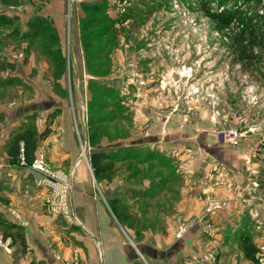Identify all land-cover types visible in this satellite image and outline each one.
<instances>
[{
    "label": "rangeland",
    "instance_id": "374dc122",
    "mask_svg": "<svg viewBox=\"0 0 264 264\" xmlns=\"http://www.w3.org/2000/svg\"><path fill=\"white\" fill-rule=\"evenodd\" d=\"M201 1L0 0V16L10 19L9 24L0 23V60L11 64L0 71V78L16 79V85L0 88V106L11 98L33 97L32 85L41 95L82 97L79 153L84 143L86 155L81 158L96 182L104 180L103 189L113 176L122 185L124 176L166 184L171 175H183L179 158L201 157L197 148L171 150L164 142H198L203 135L198 137L194 129L204 116L211 123L212 141L235 148L253 138L258 143L254 157L264 163V80L252 79L233 64L231 32L215 28L200 10ZM208 1L215 9L216 0ZM234 2L246 8L242 0ZM36 17L46 21L47 29L33 40L22 38ZM247 108L254 111L253 125H244L240 115ZM169 126L179 134L170 136ZM230 130L235 137L228 135ZM100 151L111 155L106 177H96L90 163L91 154ZM257 176L249 190L264 189V166ZM129 186L127 181V189L136 190ZM116 216L130 219L127 213ZM149 216L151 221L156 218ZM145 217L135 214L130 222L138 226ZM177 218L178 234L184 223ZM251 233H260L261 240L251 255L244 254L250 264H259L256 254L264 232ZM246 244H251L248 238Z\"/></svg>",
    "mask_w": 264,
    "mask_h": 264
},
{
    "label": "crops",
    "instance_id": "0c3cea01",
    "mask_svg": "<svg viewBox=\"0 0 264 264\" xmlns=\"http://www.w3.org/2000/svg\"><path fill=\"white\" fill-rule=\"evenodd\" d=\"M32 93L0 106V215L21 227L25 245L0 235V264H250L244 241L258 244L260 233L251 232H264V189L249 190L264 166L254 157L253 138L235 148L219 145L204 116L194 129L203 135L198 142H164L171 150L197 148L201 157L179 158L183 175H171L166 184L124 176L122 185L113 176L103 189L104 180L96 182L79 153L83 98L41 95L35 85ZM252 110L241 109L244 125L255 124ZM24 123L36 133L35 159L42 155L50 173L7 155L6 142ZM169 130L170 136L179 134L175 126ZM127 181L129 187L137 184L135 191ZM50 201L62 210L52 211ZM217 203L211 215L205 213ZM135 214L146 215L138 226L130 222ZM178 216L184 223L179 235ZM235 231L239 236L230 237Z\"/></svg>",
    "mask_w": 264,
    "mask_h": 264
},
{
    "label": "trees",
    "instance_id": "16d2710c",
    "mask_svg": "<svg viewBox=\"0 0 264 264\" xmlns=\"http://www.w3.org/2000/svg\"><path fill=\"white\" fill-rule=\"evenodd\" d=\"M14 2L15 0H3ZM236 0L215 1L216 8L208 5L209 1L199 2L200 10L215 25L217 30H228L230 43L228 45L233 64L240 67V71L254 80H264V0H242L246 6L244 10L236 6ZM213 2V1H211ZM232 5L228 7V3ZM0 23L9 24L10 19L0 16ZM30 30L21 35L22 38L33 40L40 31L47 29L46 21L36 17L29 23ZM11 68V64L0 60V71ZM16 85L14 77L0 78V88L6 89ZM6 153L12 161L23 158L25 166L32 165L35 160L36 133L31 124H21L10 136L5 145ZM111 155L105 152H93L90 163L96 177L108 176L111 171L108 160ZM0 235L4 240L9 238L12 242H21L24 248L21 227L7 221L0 215ZM251 245L243 250L251 255ZM133 264H141L135 261Z\"/></svg>",
    "mask_w": 264,
    "mask_h": 264
},
{
    "label": "built area",
    "instance_id": "2783aa9c",
    "mask_svg": "<svg viewBox=\"0 0 264 264\" xmlns=\"http://www.w3.org/2000/svg\"><path fill=\"white\" fill-rule=\"evenodd\" d=\"M228 135L229 136H232V137H235L236 136V132L233 131V130H230L228 131ZM86 146H87V143H86ZM86 147H85V144L82 143L81 145V156L85 157L86 155ZM262 154H263V158H264V149L262 150ZM20 163L24 164L23 162V158L20 157ZM31 167L39 170V171H43L45 173H50L48 168L45 166V163H44V160H43V157L42 155H39L32 163ZM257 186L256 183H253ZM49 206H50V209L53 211H56V212H59L61 209V207L59 206V203L55 202V201H50L49 202ZM220 207V205H212V206H209L206 208L205 210V213L208 214V213H212L213 210L215 209H218ZM65 212V211H64ZM69 215V214H68ZM66 213H65V216L67 217L68 216ZM69 218H71V216L69 215ZM72 219V218H71ZM209 227V226H208ZM184 230V227L182 224H180L179 226V232L177 235H179L182 231ZM211 259H214L213 256H210ZM256 259L258 261L259 264H264V244L260 245L258 251H257V254H256ZM213 264H217V262L214 261Z\"/></svg>",
    "mask_w": 264,
    "mask_h": 264
}]
</instances>
